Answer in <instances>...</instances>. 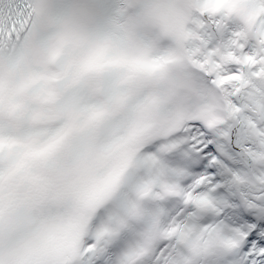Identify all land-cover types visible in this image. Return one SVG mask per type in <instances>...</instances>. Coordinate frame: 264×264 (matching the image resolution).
Returning <instances> with one entry per match:
<instances>
[{"label": "snow or ice", "instance_id": "6c2138e0", "mask_svg": "<svg viewBox=\"0 0 264 264\" xmlns=\"http://www.w3.org/2000/svg\"><path fill=\"white\" fill-rule=\"evenodd\" d=\"M198 3L194 100L121 109L118 60L42 76L30 0H0V264H264V0Z\"/></svg>", "mask_w": 264, "mask_h": 264}, {"label": "clouds", "instance_id": "9594fccd", "mask_svg": "<svg viewBox=\"0 0 264 264\" xmlns=\"http://www.w3.org/2000/svg\"><path fill=\"white\" fill-rule=\"evenodd\" d=\"M32 20L22 41L28 64L44 77L57 74V63L67 58V67L80 64L102 52L120 63L109 65L121 75V91L113 103L126 108L143 96L153 103L181 107L194 100L185 73L190 71L187 45L198 0H117L111 19L105 17L101 0H30ZM61 11L56 13L57 8ZM156 57H165L154 76L130 75L143 71ZM88 86V81H85ZM100 99V93H93Z\"/></svg>", "mask_w": 264, "mask_h": 264}, {"label": "bare ground", "instance_id": "6f19581e", "mask_svg": "<svg viewBox=\"0 0 264 264\" xmlns=\"http://www.w3.org/2000/svg\"><path fill=\"white\" fill-rule=\"evenodd\" d=\"M194 18H197V17L194 15ZM230 26L235 27V23H233ZM191 27L192 26H190V28ZM198 34L201 35L204 39L210 41V43L208 45L209 48L216 46L218 43L221 42V40H227V38H228V33H224L223 35H221L220 33H217L214 29L202 30ZM191 44L193 46H195L198 44V42L192 41Z\"/></svg>", "mask_w": 264, "mask_h": 264}]
</instances>
